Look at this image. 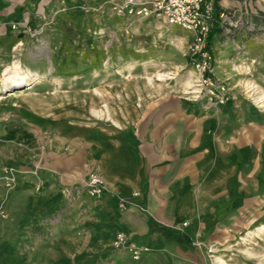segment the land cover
<instances>
[{
  "label": "rangeland",
  "instance_id": "374dc122",
  "mask_svg": "<svg viewBox=\"0 0 264 264\" xmlns=\"http://www.w3.org/2000/svg\"><path fill=\"white\" fill-rule=\"evenodd\" d=\"M245 1L246 15L264 19V1ZM110 7V0H34L28 13L0 20V264H92L111 249L79 247L72 233L57 232L64 217L71 220L78 193L88 194L92 172L64 175V166H87L89 156L74 143L57 151L49 142L56 129L89 125L92 109L98 120L128 103L141 112L252 113V141L264 147V97L260 107L254 99L264 90V22L253 36L227 42L212 30L207 47L216 60L200 75L186 32L157 18L119 17ZM16 68L38 76L28 87L5 84ZM89 130H81L84 137ZM259 159L255 168L243 166L242 179L264 183V153ZM65 177L78 184L61 183ZM258 196L264 200V189Z\"/></svg>",
  "mask_w": 264,
  "mask_h": 264
},
{
  "label": "crops",
  "instance_id": "0c3cea01",
  "mask_svg": "<svg viewBox=\"0 0 264 264\" xmlns=\"http://www.w3.org/2000/svg\"><path fill=\"white\" fill-rule=\"evenodd\" d=\"M257 1L264 0H251ZM33 2L0 0V20L21 17ZM241 2L215 0L221 9L244 11ZM244 21L233 38L256 32L252 14L245 12ZM128 104L120 113L109 111L104 120L92 109L90 115L96 118L89 125L79 120L66 129L60 125L65 122H57L63 128L55 130L50 147L58 151L74 143L90 162L64 166V175L97 172L106 186L100 196L79 192L72 201L71 220L64 217L57 232L72 233V243L79 247H111L92 264H215L205 251L209 244L220 249L214 255L227 264H264L258 257L264 255V200L258 196L264 183L242 179L241 170L257 167L259 153H264V147L252 141L258 125L251 117L257 116L141 112ZM81 130L90 135L84 137ZM67 181L77 183L66 177L61 183ZM119 199L127 202L125 208L119 207ZM119 231L128 234L135 247L147 250L133 259L128 248L114 249L111 244ZM66 238L63 243L70 242Z\"/></svg>",
  "mask_w": 264,
  "mask_h": 264
},
{
  "label": "built area",
  "instance_id": "2783aa9c",
  "mask_svg": "<svg viewBox=\"0 0 264 264\" xmlns=\"http://www.w3.org/2000/svg\"><path fill=\"white\" fill-rule=\"evenodd\" d=\"M112 12L119 17L135 18L137 20L157 18L167 25L178 27L189 36L187 48L190 52L191 67L196 73L202 75L210 71L215 63V55L207 47V41L212 30L221 28V32L227 37L246 25L245 11L237 9H216L215 0H110ZM246 1L242 6L246 8ZM248 25V24H247ZM211 97L214 89L209 88ZM221 102L222 97L219 96ZM85 188L92 197L100 196L106 186L97 172H92L85 180ZM126 201L119 199L118 205L126 207ZM188 225L184 221L182 226ZM112 247L114 249L128 248L133 259H138L141 250L147 247L137 248L128 234L119 231L116 233ZM208 255L213 256L215 264L218 261L215 255L220 249L214 244L204 246Z\"/></svg>",
  "mask_w": 264,
  "mask_h": 264
},
{
  "label": "bare ground",
  "instance_id": "6f19581e",
  "mask_svg": "<svg viewBox=\"0 0 264 264\" xmlns=\"http://www.w3.org/2000/svg\"><path fill=\"white\" fill-rule=\"evenodd\" d=\"M111 4V3H110ZM37 76H38V74L37 73H31L29 70H25V71H22V70H20V68H16V69H14V71H13V73L12 74H10V75H8V76H6L5 77V79H4V83L6 84V83H13V84H16V83H18V84H22V83H24V86L25 87H28V86H30L31 85V80H35L36 78H37ZM158 77H159V79L161 78V77H163V75H161V74H158L157 75ZM188 86H190V82H188ZM194 86H196V85H193V86H191V87H194ZM192 91H194V90H192ZM11 92H14V91H10V93ZM263 92V96H260V97H257V98H254L255 99V101H256V103L258 104V106L260 107V106H262V101H263V97H264V90L262 91ZM16 93V92H15ZM15 93H12L13 95L15 94ZM2 97L0 96V99H1ZM263 227H260L259 228V230H261ZM254 233V232H253ZM250 234V233H249ZM253 235V234H252ZM249 236V235H248ZM245 241V240H244ZM258 257H260V258H264V255H261V256H258ZM215 259L218 261V264H227L226 262H225V260L224 259H222V258H220L219 256H215Z\"/></svg>",
  "mask_w": 264,
  "mask_h": 264
},
{
  "label": "trees",
  "instance_id": "16d2710c",
  "mask_svg": "<svg viewBox=\"0 0 264 264\" xmlns=\"http://www.w3.org/2000/svg\"><path fill=\"white\" fill-rule=\"evenodd\" d=\"M216 9H220V7L216 4ZM261 16H262V14H261ZM252 17H253V19H254V21L256 22H264V19L262 18V17H260V15H258V14H253L252 15ZM215 31V34H219L220 32H221V28H217V29H215L214 30Z\"/></svg>",
  "mask_w": 264,
  "mask_h": 264
}]
</instances>
